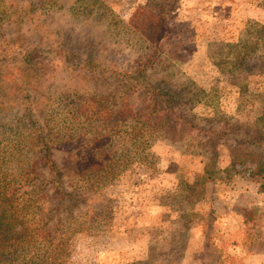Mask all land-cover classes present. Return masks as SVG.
<instances>
[{
  "label": "rangeland",
  "instance_id": "obj_1",
  "mask_svg": "<svg viewBox=\"0 0 264 264\" xmlns=\"http://www.w3.org/2000/svg\"><path fill=\"white\" fill-rule=\"evenodd\" d=\"M262 27L264 0H0V174L59 207L14 257L264 264ZM83 151L104 166L62 169Z\"/></svg>",
  "mask_w": 264,
  "mask_h": 264
},
{
  "label": "trees",
  "instance_id": "obj_2",
  "mask_svg": "<svg viewBox=\"0 0 264 264\" xmlns=\"http://www.w3.org/2000/svg\"><path fill=\"white\" fill-rule=\"evenodd\" d=\"M262 30H264V27H262ZM147 36H149L148 38L152 42L153 35L149 34ZM228 47H230L231 49L233 48L235 50V53H237V55L233 57V61L229 64L232 69H237L248 64V59L251 52H253L254 47L251 48L246 44L241 43L236 45H228ZM28 57L31 60L33 58V54L29 55ZM155 59H157V55L153 53V55L148 59L146 65L137 67L133 70V74L131 73L132 78L130 80H134L135 86L141 85V83L139 82V78L142 77L141 73H144L147 69V65L154 63ZM262 74L264 75V69ZM141 87L143 86L141 85ZM168 94H170V90L167 89V92H165L164 94L161 92L157 93V96H165L164 98L167 100L163 99V101L161 102L168 103L171 101V99H169L170 97H168ZM114 112L116 113L120 121H124L130 118L134 114L132 108H129L127 106H124ZM84 151L81 152V158L79 161L73 162L72 165H70V168H66L68 167L66 166L68 164H65V168L63 167L62 169L67 172L71 171L73 172V174H78L87 170V168H89V166L93 163L94 159H97V162H95L94 164L97 165L99 169L104 166L102 163H99L98 155H93L91 157L90 155L92 154L89 155ZM50 163L55 165L53 162ZM36 192H39V190H36ZM67 196L69 198L71 197V194H67ZM40 197L49 199L46 194H40L38 196H32L28 197L27 199H23L20 194V189L18 187L11 186L10 183H8L7 178H5V174H0V262L2 264H14L16 261H18V259H22V262H25L24 264H37L31 258L27 259L23 256L14 257V253L17 250L13 251L12 249L13 246L19 247L23 244L24 247L22 251L25 250L27 253L33 252L34 257V255H37V251L39 250L41 244L47 241V236H49L51 229L50 227L46 228L47 220H44L47 219L46 213H55L59 207L50 206L48 211H46V203L41 204L37 200ZM24 203L25 205L21 206V204ZM29 205H31L33 212L37 213V220L40 222L37 223V225L36 223L32 225L37 227L34 231L30 230L31 226L26 219L28 212L23 211V209L28 210ZM40 217H43V219H41ZM45 229L48 230L44 231Z\"/></svg>",
  "mask_w": 264,
  "mask_h": 264
}]
</instances>
